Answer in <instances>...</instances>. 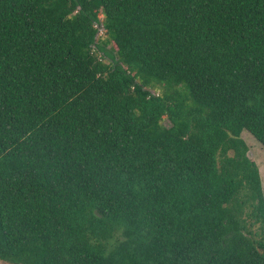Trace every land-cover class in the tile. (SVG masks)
I'll return each mask as SVG.
<instances>
[{"label": "trees", "instance_id": "obj_1", "mask_svg": "<svg viewBox=\"0 0 264 264\" xmlns=\"http://www.w3.org/2000/svg\"><path fill=\"white\" fill-rule=\"evenodd\" d=\"M243 131L264 0H0L1 262L264 264Z\"/></svg>", "mask_w": 264, "mask_h": 264}, {"label": "rangeland", "instance_id": "obj_2", "mask_svg": "<svg viewBox=\"0 0 264 264\" xmlns=\"http://www.w3.org/2000/svg\"><path fill=\"white\" fill-rule=\"evenodd\" d=\"M99 36L101 37V40L104 39V36L102 35V31L100 32ZM111 46L108 47V49ZM107 49V50H108ZM153 94H156L157 92L155 91H151ZM163 124L165 126H169V123L165 120L163 121ZM241 138L243 139V141L246 143V145L248 146V153L247 156L248 158L253 161L258 169H259V173H260V179H261V184H262V189H263V193H264V148L261 146V144H259L248 132L243 131L241 134ZM0 264H5L3 262L0 261Z\"/></svg>", "mask_w": 264, "mask_h": 264}]
</instances>
